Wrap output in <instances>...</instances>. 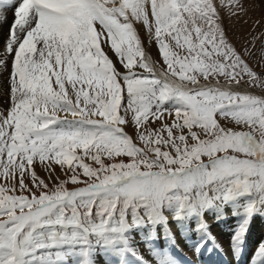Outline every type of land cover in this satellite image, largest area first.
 I'll list each match as a JSON object with an SVG mask.
<instances>
[{"label":"snow or ice","instance_id":"snow-or-ice-1","mask_svg":"<svg viewBox=\"0 0 264 264\" xmlns=\"http://www.w3.org/2000/svg\"><path fill=\"white\" fill-rule=\"evenodd\" d=\"M251 3L0 0V264H178L177 232L224 251L207 214L225 208L235 255L264 215V73L222 12Z\"/></svg>","mask_w":264,"mask_h":264},{"label":"rangeland","instance_id":"rangeland-1","mask_svg":"<svg viewBox=\"0 0 264 264\" xmlns=\"http://www.w3.org/2000/svg\"><path fill=\"white\" fill-rule=\"evenodd\" d=\"M7 13L12 14V10L7 9L6 14ZM222 15L224 17L222 21V27L225 29L226 35L228 36L229 40L237 47V49H240L242 51L249 45L253 46L257 54L255 57H249L247 51H243V55L245 56V58L249 60L250 65L255 69L257 73H264V59H260L261 49L264 48V3H262L261 0H252L251 6L248 7L247 14L244 15L242 13L241 19H236L235 17H231L227 11H223ZM12 19H13V14L11 17L7 19L6 23L0 26V44H2L3 39L7 36L9 25L11 24ZM139 32L142 41L144 42L146 54L149 55L154 61L159 60L160 56L158 54L157 46L155 45L154 41L149 39L144 29L139 28ZM6 76L7 73H0V107L6 106L5 101L7 97L4 94L5 89H7L8 87ZM249 91H252L253 94H257V95L261 94L259 89L249 90ZM218 119L220 118L218 117ZM220 123L222 125H225L228 122L224 121L223 119H220ZM230 126H232L233 130H245V131L247 130L242 126L234 125V123L230 124ZM127 131L129 132V134H132L134 128L129 127ZM85 162L91 163V161H87V160ZM37 172L39 175L47 179V173L43 169L38 167ZM231 215L233 216L234 214H232L231 212L229 216H224V217L225 219H234ZM256 216H258L259 218H261L262 216L264 218V215H256ZM234 224L235 222H231L230 232L233 229ZM220 229L222 230V228ZM256 234H258L259 236L257 237ZM249 235H250V229L248 228V239H249ZM252 236L257 239H261L262 237L260 232H254V230ZM186 237H187L186 235L183 236L184 240L188 243L191 242L190 239L186 240ZM244 239H245L243 241L244 244H242L243 247L246 245V241H247L246 238ZM262 240H264V238ZM257 247H258L257 245L256 247H254L255 250H257Z\"/></svg>","mask_w":264,"mask_h":264},{"label":"bare ground","instance_id":"bare-ground-1","mask_svg":"<svg viewBox=\"0 0 264 264\" xmlns=\"http://www.w3.org/2000/svg\"><path fill=\"white\" fill-rule=\"evenodd\" d=\"M6 16L8 19L9 17L12 16V14L7 13ZM231 212H232L231 208L223 209V215L224 216H229L231 214ZM217 215H219V214L216 212H210L207 214V217H208L209 223L212 225V231L216 235L217 239L222 243L223 248L224 247L226 248L227 245L231 242L232 237L237 230L235 228H236L238 220L234 221V219H225V217L223 219L217 220L216 219ZM251 221L253 222V224H252V228L250 230L249 239H247L246 245H245L246 248L248 249L249 254L250 253L253 254L254 252H256L254 247H256V245L258 246L261 243V241H264V240H262L264 238V218L262 216H261V218H259L258 216H255L253 218V220H251ZM231 222H235V224L233 225V229L230 232ZM249 227H250V225H249ZM220 228H222V230ZM172 229H173V231H176V227L174 224L172 225ZM253 230H254V232H260V234L262 235L261 239H257V238L252 236ZM185 235L188 236L189 234L187 232H185L183 235H181L179 232H177V243L182 244V246L184 248H186L187 250H191L189 245L195 244L196 242H198V237L195 239H190L191 242L188 243L183 238V236H185ZM256 236L258 237L259 235L256 234ZM160 243H163V241H160ZM243 244H244V242H243ZM252 246H254V247H252ZM240 247H243V246H240ZM176 250L177 249H174L175 252H176ZM96 261H97V264H105V257L103 255H98L96 257ZM253 261H255V260H253ZM193 264H195V263H193ZM223 264H232V263L231 262H224Z\"/></svg>","mask_w":264,"mask_h":264}]
</instances>
